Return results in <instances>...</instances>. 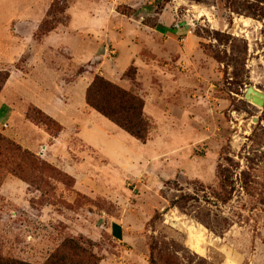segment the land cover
Here are the masks:
<instances>
[{
	"label": "rangeland",
	"instance_id": "rangeland-1",
	"mask_svg": "<svg viewBox=\"0 0 264 264\" xmlns=\"http://www.w3.org/2000/svg\"><path fill=\"white\" fill-rule=\"evenodd\" d=\"M53 19L75 35L59 40L75 51L89 43L113 68L131 51L120 85L145 100L150 139L94 111L107 159L75 133L58 143L62 126L22 102L37 133L51 135L48 149L25 148L7 125L0 135L50 168L33 173L14 155L0 166L3 253L42 263L65 237L83 236L101 264H264V104L245 97L249 86L264 94V0H0V66L25 70ZM55 51L51 66L62 69L45 75L59 95L73 60ZM76 67L65 81L87 68ZM16 82L23 101L28 87ZM115 218L132 220L133 244L113 238Z\"/></svg>",
	"mask_w": 264,
	"mask_h": 264
},
{
	"label": "crops",
	"instance_id": "crops-1",
	"mask_svg": "<svg viewBox=\"0 0 264 264\" xmlns=\"http://www.w3.org/2000/svg\"><path fill=\"white\" fill-rule=\"evenodd\" d=\"M67 28L69 30L78 31V29L72 28V17ZM65 31L56 28L45 35L41 42L36 43L35 50H29L25 70H15L11 72V76L5 86V92L3 91L0 96V125H7L6 132H8L9 136L17 140L25 148L40 152L39 143H43L48 149L47 140L51 135L44 130L42 132L38 131L37 133L36 126L24 117L22 102L27 101L40 108L62 126L63 132H61L58 139H56L58 143L61 144L63 142V136H65V134L75 133L83 144L93 148L100 154L102 153L105 158L114 160L113 154L111 152L109 154V152L106 151L108 142L103 141L102 138L106 131L95 124L96 118L94 111L96 110L88 105L86 93L89 85L98 73L120 85L122 76L134 62L135 58L131 55V51H128L124 56L120 51L119 55L115 58L117 59V63L113 68L112 63H109L105 58V54H96L94 52V47L89 45V43H86V47L81 45L80 49L75 51L65 42L59 40L62 36L71 37L74 35L70 34L69 31ZM107 36L109 38L111 35ZM63 48L65 51H68V53H71V60L73 61L67 59V67L64 68L67 72H62V75L58 74L59 76L57 75L61 84H56V87L58 88L62 85L61 94L58 95L56 92H53L51 88L47 87L45 74L51 71L55 73L56 71L60 72L62 69L61 66H59V68H54V65H51L57 58L55 50H62ZM76 66L87 68L78 74L73 81H65V76L68 74V70L66 69L72 68L75 70L77 68ZM13 80L17 82L20 81L18 83L24 84L23 86L25 88L26 86L28 87L27 94H21L23 101H19L16 95L14 96L17 92H15L14 86H11ZM17 82L15 85H19ZM146 108L147 106H145V110ZM102 116L106 118L104 115ZM106 119L109 120L108 118ZM109 121L112 122L111 120ZM8 123H11V128ZM30 124L34 127H31ZM27 131H31V133ZM124 147L125 146H123L122 150L125 149ZM120 151L121 150L117 151V156L124 155V153L120 154ZM136 159L139 165L137 169H140L143 161L142 159L144 158L138 155ZM127 160L130 162V159ZM149 161L150 160H147V163H149ZM131 223L132 220L130 218L124 220L115 218L111 226L107 229L119 243L127 242L128 245H130L135 241L133 235L128 231V228H131Z\"/></svg>",
	"mask_w": 264,
	"mask_h": 264
},
{
	"label": "trees",
	"instance_id": "trees-1",
	"mask_svg": "<svg viewBox=\"0 0 264 264\" xmlns=\"http://www.w3.org/2000/svg\"><path fill=\"white\" fill-rule=\"evenodd\" d=\"M46 22L41 24L36 36L42 37L58 28L59 25L67 23L55 19L52 22ZM10 76L11 70L0 66V93L4 90ZM86 101L89 106L137 140L146 143L150 139L151 124L144 112L145 100L140 95L123 88L101 74H96L87 89ZM38 111L44 113L41 109ZM46 116L50 117L47 114ZM29 153L0 135V166L7 164L14 155L19 157L21 164L25 166L28 164L33 173H41L44 168H50L48 163L40 161ZM26 159H28L27 163ZM1 183L2 178H0V185ZM91 245V241L85 240L83 236L65 237L42 263H31L5 255L0 246V264H101L103 257L97 255Z\"/></svg>",
	"mask_w": 264,
	"mask_h": 264
},
{
	"label": "water",
	"instance_id": "water-1",
	"mask_svg": "<svg viewBox=\"0 0 264 264\" xmlns=\"http://www.w3.org/2000/svg\"><path fill=\"white\" fill-rule=\"evenodd\" d=\"M245 97L258 105L264 104V94L257 91L253 86L247 88Z\"/></svg>",
	"mask_w": 264,
	"mask_h": 264
}]
</instances>
